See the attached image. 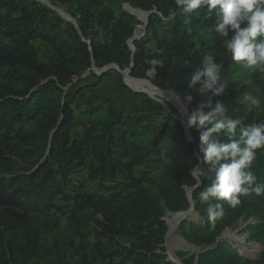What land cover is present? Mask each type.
Instances as JSON below:
<instances>
[{
  "label": "trees",
  "instance_id": "1",
  "mask_svg": "<svg viewBox=\"0 0 264 264\" xmlns=\"http://www.w3.org/2000/svg\"><path fill=\"white\" fill-rule=\"evenodd\" d=\"M59 2L74 21L36 0H0V264H53L43 235L48 217L66 209L74 218L76 212L101 209L104 229L116 235L128 229L133 238L129 246L114 236L108 246L98 242L89 264H174L160 252L167 231L164 218L191 205L185 188L195 184L189 169L198 163V131L193 127L186 132L176 111L173 115L156 102L134 114L118 110L111 101L90 107L87 113L76 112L73 103L80 91L75 87L85 73L94 78L92 85L110 73L121 77L114 69L97 74L94 67L130 68L131 77L144 78L148 61L157 57L160 65L154 67L153 84L170 89L184 104L179 97H191L190 112L200 98L186 80L200 66L203 45L210 44L211 54L224 62L221 83L226 86L224 95L212 99L223 100L229 114L240 118L237 90L247 72L228 57L214 32L215 10L205 19L206 9H198L200 15L193 14L190 20L178 11L173 22H166L175 0H131L146 12L154 9L147 16L145 34L133 40L131 50L128 40L141 23L127 12L116 17L102 0ZM168 35L170 41L165 40ZM36 41L49 51L47 55L40 56ZM95 112L100 118L81 135L76 125ZM250 123L243 120L244 126ZM256 152L252 171L264 181V148ZM146 163L149 170L141 167ZM85 167L88 178L99 182H113L125 174L120 184L132 193L101 207L104 202L98 195L82 191L84 183L70 185V176ZM150 169L160 171L158 180ZM201 180V187L192 192V203L194 215L207 228L211 225L207 204L199 201L198 193L210 181ZM155 183L158 195L149 189ZM239 199L235 207L222 201L224 215L215 221V233L251 212L258 223L245 229L247 239H263L264 196ZM33 216L40 217L39 225L32 226ZM215 233L206 240L197 238L206 248L195 256L176 252L180 263L264 264V250L256 259L245 258L226 242L212 245Z\"/></svg>",
  "mask_w": 264,
  "mask_h": 264
},
{
  "label": "rangeland",
  "instance_id": "2",
  "mask_svg": "<svg viewBox=\"0 0 264 264\" xmlns=\"http://www.w3.org/2000/svg\"><path fill=\"white\" fill-rule=\"evenodd\" d=\"M36 1L50 7V9L58 15L73 20L59 0ZM102 1L116 17H118L121 12H127L133 19L141 23L137 26L132 37L140 38L145 34V10L132 5L131 0ZM151 12H154V9L149 11V13ZM165 38L166 41H170L171 36L168 35L165 36ZM36 45L39 48L40 56L43 57L49 53L47 49L43 48L44 45H41L39 41H36ZM129 47L131 49V46ZM196 47L199 48L200 44H197ZM209 47L210 44L203 45L201 49L202 57L211 53ZM153 51H155L154 48L152 52ZM158 53L159 51H157V54ZM148 62L150 64V69L146 72L144 78L131 77L129 73L124 77L123 72L128 68L120 69L115 65H110L100 69L94 68L93 71L99 74L102 71L114 69L121 74V77L110 73L105 76L99 84L92 85L94 78H87L88 74L85 73L83 75L85 79L80 81L75 87V89L80 91L73 103L76 105V112H86L90 107L93 108L104 101H111L118 110L134 114L148 108L151 102H156L160 103L166 111L173 115H175L173 111H176L178 118L183 119V117H185L183 111L185 109V104L174 97L170 89L155 88L153 84L155 72L154 74L152 72L154 67L156 68L160 65L159 58L153 57ZM244 71L247 72L246 78L239 85L237 90V114L242 121L247 119L251 123L260 122V120L264 118V111L256 108L248 109L245 104L241 103V97L245 91H251L253 94L261 97V108H264V73L248 69H244ZM128 80H132L136 82V84L134 83L131 86ZM124 81H126L129 86ZM121 82L127 88L122 86ZM142 83L149 84L151 89L154 88L164 92L167 97L163 98L153 92V94L150 93L148 90L151 91V89L148 87L144 90L140 85ZM133 89H138L139 91L136 92ZM142 90L144 92H141ZM179 98L185 101V103L189 100L187 98ZM100 115V113L95 112L90 117L83 118L76 125V130L81 135L86 134L90 126L100 118ZM141 167L142 169L149 170V164L147 163ZM17 169L18 168H16L15 171H17ZM150 174L157 180L160 178V171H152L150 169ZM87 175L88 169L86 167L76 171V173L70 176V185L76 184L77 180L84 183L82 191L98 195L102 199V202H104V205H101L103 208L106 202L130 196V193H132L131 191L129 192L123 189L120 184L125 180V174L123 173L118 174L113 182H99L88 178ZM149 189L156 195L159 194L156 183L150 185ZM185 190L187 200H190V204H193L192 192L188 188H185ZM190 208L191 205H188L186 210L173 212L171 215L164 218L167 224V231L164 236V243L162 244L163 249L160 250V252H163V254L167 256V260L172 263V260L178 264L182 263H180L181 260L176 255L178 251L184 252L186 257L195 256L198 252L206 248V245L198 244L199 241L197 238L206 240L210 238L213 232L215 233L213 227L216 223L206 228L204 220L194 215L195 212L193 210L178 220V215L176 213L187 212ZM76 213L77 216L74 218L71 209H66L63 210V212L54 213L48 217L49 227L48 231L43 235V243L51 249V261L53 264H89V257H91L95 251L97 243L101 242L105 246H108L112 242L111 236H114V240L122 245L129 246L132 244L133 238L129 234L128 229H124L116 235L113 233L114 230L104 229V227L100 225V223L103 222V213L101 209L79 211ZM173 220H175V224L172 225ZM31 222L32 226H36V224L39 225L41 223L40 217L33 216ZM193 222L195 225H192ZM256 223H258L257 216L251 212H246L235 222L228 224L223 229L216 232L213 236L214 243L212 242V245L220 241L226 242L230 247L236 249L241 256L248 259H256L260 256V252L264 250V238L261 240H248L247 233L245 232V229L249 225H255Z\"/></svg>",
  "mask_w": 264,
  "mask_h": 264
},
{
  "label": "clouds",
  "instance_id": "3",
  "mask_svg": "<svg viewBox=\"0 0 264 264\" xmlns=\"http://www.w3.org/2000/svg\"><path fill=\"white\" fill-rule=\"evenodd\" d=\"M175 5L164 17L166 22H173L178 11L190 20L193 14L200 15L198 9H206L205 19L215 10L214 32L222 39L228 57L242 68L264 73V0H175ZM223 68L224 62L217 61L215 55L202 57L200 66L186 80L200 98L199 103L190 112L183 110L186 126L195 127L199 133L198 163L189 169L195 180L190 191L201 187V177L210 181L198 193L199 201L207 204L205 213L210 224L224 215L222 201L235 207L241 196H264V181H258L252 171L256 150L264 148V121L244 126L240 118L229 114L223 100L212 99L225 93ZM241 103L248 109L264 111L261 97L251 91L242 94ZM204 164L209 166L207 170Z\"/></svg>",
  "mask_w": 264,
  "mask_h": 264
},
{
  "label": "water",
  "instance_id": "4",
  "mask_svg": "<svg viewBox=\"0 0 264 264\" xmlns=\"http://www.w3.org/2000/svg\"><path fill=\"white\" fill-rule=\"evenodd\" d=\"M145 12H146V11H145ZM148 14H149V12H146V18L144 19V24L147 23V16H148ZM134 39H137V37H131V38L128 40V45L131 46V50H134V48H133V46H132V42H133ZM94 68H95V67H94ZM94 68H93V69H94ZM129 71H130V68L126 69V70L123 72L124 77H125V75H126L127 73H129ZM154 72H155V70L153 69V74H154ZM124 82L129 86V84H128L126 81H124ZM131 88H132V87H131ZM155 88H158V87L155 86ZM133 90L136 91V92L139 91L138 89H133ZM141 92H144V91L142 90ZM189 103H190V100H187V102L185 103V108H186V109H187ZM186 117H187V115L185 114V117H183V119H180V120H181V123L183 124V126H184V128H185V130H186V132H187V128H188V127L186 126ZM192 210H193V204H191V208H190V210H188L187 212H178V213H176V214L178 215V220H180V219H181L183 216H185L186 214H189ZM172 261H173L174 264H176L174 260H172Z\"/></svg>",
  "mask_w": 264,
  "mask_h": 264
},
{
  "label": "bare ground",
  "instance_id": "5",
  "mask_svg": "<svg viewBox=\"0 0 264 264\" xmlns=\"http://www.w3.org/2000/svg\"><path fill=\"white\" fill-rule=\"evenodd\" d=\"M153 73V72H152ZM129 81V83L131 84V86L135 83L136 84V82H134V81H132V80H128ZM141 86H142V88L145 90L147 87L148 88H150L151 89V86L149 85V84H147V83H142V84H140ZM150 93H155V94H158L159 96H161V97H163V98H166L167 97V95L164 93V92H162V91H159V90H157V89H154V88H152L151 89V91L150 90H148ZM152 93V94H153ZM175 222V220H173V223H172V225L173 224H175L174 223ZM245 237V236H244ZM176 263V262H175ZM176 264H178V263H176Z\"/></svg>",
  "mask_w": 264,
  "mask_h": 264
}]
</instances>
